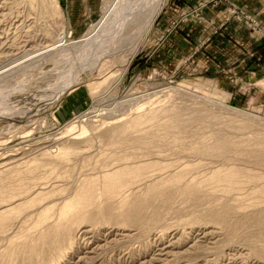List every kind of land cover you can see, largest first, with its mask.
Instances as JSON below:
<instances>
[{"label":"rangeland","instance_id":"1","mask_svg":"<svg viewBox=\"0 0 264 264\" xmlns=\"http://www.w3.org/2000/svg\"><path fill=\"white\" fill-rule=\"evenodd\" d=\"M59 2L61 18L48 0H0V208H13L0 224V264H54L69 230L47 229L69 224L75 243L57 264H264V21L239 0H167L126 70L124 54L94 60L95 43L70 51L105 0ZM230 27L239 51L223 48ZM158 108L126 138L112 134ZM226 139L230 150L212 152ZM66 141L75 143L69 156H43ZM123 155L151 163L124 186L125 206L99 184L92 203L59 215L85 178H101ZM227 167L252 176L230 190L208 182ZM181 170V182L149 187Z\"/></svg>","mask_w":264,"mask_h":264},{"label":"bare ground","instance_id":"2","mask_svg":"<svg viewBox=\"0 0 264 264\" xmlns=\"http://www.w3.org/2000/svg\"><path fill=\"white\" fill-rule=\"evenodd\" d=\"M48 1L50 4V7L52 8L53 14L60 16L59 18H61L63 12H62V7L60 5L59 0H48ZM166 1L167 0H105L101 19L90 27L89 31L86 32V34H84V36L79 40V42H77V44L75 43L74 45H72V48H70V51L75 52V54H77V52H80L83 49H86L90 44L95 43L96 47L98 48H97L96 54L94 55L95 57H93L94 60L95 58L102 59L104 57L106 58L107 56L114 55V54H119V55L124 54V57L122 55L123 60H121L122 61L121 64H123L124 69L127 70L131 64V61L135 57L136 53L139 51L142 44L147 40L148 36L150 35V32L157 18L159 17V15L161 14L162 10L164 9L166 5ZM61 47H64V44H61ZM64 49H67V47H64ZM61 76L62 78L64 77V75H60V77ZM21 89L23 90L24 88H21ZM46 101H49V100H46ZM164 111H165L164 109L158 108V109H152L149 112L140 113L134 118L114 126V128H112V134L116 133V135H119L122 138H126L123 136H127V134L132 132V130H140L142 125L149 123L150 121L157 120L158 117ZM180 113L181 112L176 109L170 110V115H172V117H175V118H176V115ZM160 122H163V121H160ZM173 122L178 123L177 120H172L171 122L166 121L163 124L161 123L160 124H161V127H165L166 129H168L172 126ZM73 130H75L74 124L70 125L67 128L66 133H70ZM226 141H229V143L221 141V142H218L219 144H216L215 147L211 146L213 148L212 152L214 153H219L221 151L223 152L231 148L234 145L233 143L234 141H231L229 139H226ZM86 142L90 143L89 141H86ZM256 144H258L259 146H264L263 141H258ZM74 147H75V143H72L71 141H66V142H63L59 147H57L58 150L56 152L46 150V152L43 153V156L45 155L46 156H67V155L69 156L70 153L73 151ZM201 151L207 152L205 149H202ZM120 159H123L120 161L121 163L118 161L120 164L116 168L106 171L103 175L100 174L102 175L101 178L100 177L99 178L98 177L85 178L82 181L81 185H79L78 188L76 189L74 195L70 196L68 199H65L62 202L59 208L60 209L59 215L73 217L74 216L73 211L76 208H79L81 206L84 207L87 204L92 203L93 200L97 198L98 191L100 188L103 189L104 197H106L107 199L113 198L116 196L117 197L121 196L122 201L120 200L119 201L120 203H118L117 206L118 207L125 206V204L127 203V199H129V195H124L125 193V190H123L124 186H126L127 183L129 182H134V181H137L138 179L141 180L142 179L141 177L143 176L145 169L148 167V165H151V163H147L143 161L141 163H136V162L130 163V162L125 161L126 156L124 155ZM241 174L252 176L249 171L244 172L241 169L240 170L237 169L236 167H227V168H222V169H218L214 171L212 175L210 176V178L208 179V182L211 181V182L229 183L230 185L227 186L228 187L227 190H230L231 186H233V183L235 184L237 181H239ZM185 175H186L185 170H181L179 172H175L171 176L161 177V178L159 177V178L154 179L153 180L154 183L150 185L149 187H154L159 183H163L164 181L181 182L184 179ZM260 178H262V176ZM99 184H101L102 187L99 188L98 186ZM258 190L264 196V185L261 186ZM0 195L3 198L7 197L6 195H3V194H0ZM12 209L13 208L11 204L0 208V224L1 225L2 224L4 225V222H7V216H8L7 213L11 211ZM137 209H138V206L134 205L133 207H130L129 211L134 212ZM46 215H47V209L42 211L39 217L41 219H45ZM70 219H73V218H70ZM45 221H40V223L45 224L47 222ZM64 226H68L69 231L68 233L63 235L62 242L63 243L68 242V245L62 248V253L60 256L54 259V264H57L58 262H60L61 259L66 255V253L72 249V244L75 243V240H74L75 236H73L74 231L73 232L70 231L71 224L53 225L52 227H49L47 229V233H50L52 230L57 229L59 227H64Z\"/></svg>","mask_w":264,"mask_h":264},{"label":"crops","instance_id":"3","mask_svg":"<svg viewBox=\"0 0 264 264\" xmlns=\"http://www.w3.org/2000/svg\"><path fill=\"white\" fill-rule=\"evenodd\" d=\"M240 3H243L244 5H247L248 8L251 10V12H254V14L257 16V18L261 21H264V0H239ZM233 26H236V23H233L232 24ZM231 25V26H232ZM233 29V27H230V31L227 35H222L221 38H223V48H227V46L229 47L231 44H233L232 46L234 47H237L236 51H239V49L243 46L244 43H242V41H238L240 43H237L239 45H237V43H234L232 40H231V35L230 32L231 30ZM237 37V36H236ZM238 38L239 39H243L245 40L246 39V44L247 45H252V42L251 41H248V37H247V33L245 31H241L239 34H238ZM245 38V39H244ZM261 44H257V45H254V48H261L262 46H260Z\"/></svg>","mask_w":264,"mask_h":264}]
</instances>
